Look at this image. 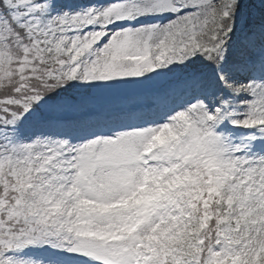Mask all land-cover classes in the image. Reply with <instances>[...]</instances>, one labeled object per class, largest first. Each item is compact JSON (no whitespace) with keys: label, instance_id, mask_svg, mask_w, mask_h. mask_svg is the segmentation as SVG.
<instances>
[{"label":"snow or ice","instance_id":"1","mask_svg":"<svg viewBox=\"0 0 264 264\" xmlns=\"http://www.w3.org/2000/svg\"><path fill=\"white\" fill-rule=\"evenodd\" d=\"M0 264H264V0H0Z\"/></svg>","mask_w":264,"mask_h":264}]
</instances>
